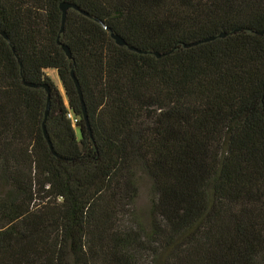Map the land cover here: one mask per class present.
<instances>
[{
    "label": "trees",
    "instance_id": "trees-1",
    "mask_svg": "<svg viewBox=\"0 0 264 264\" xmlns=\"http://www.w3.org/2000/svg\"><path fill=\"white\" fill-rule=\"evenodd\" d=\"M263 28L264 0H0V264H264Z\"/></svg>",
    "mask_w": 264,
    "mask_h": 264
},
{
    "label": "water",
    "instance_id": "water-1",
    "mask_svg": "<svg viewBox=\"0 0 264 264\" xmlns=\"http://www.w3.org/2000/svg\"><path fill=\"white\" fill-rule=\"evenodd\" d=\"M74 8V9H78V7L72 3H69V2H61L59 4V8L61 10V29L60 31L63 30V25H64V22H65V18H66V12H67V9L68 8ZM257 33L259 34H262L264 33V28L260 31H258ZM1 34L6 37L5 33L4 32H1ZM226 35V33L224 32H221L219 33L218 35H212V36H209V37H206V38H203V39H200V40H197L195 42H191V43H186L184 44V46H189V45H194V44H197V43H200V42H206V41H210V40H213L215 39L216 37H224ZM111 36L113 37V39L115 40V42L118 44V45H124L125 44V41L122 37H120L118 34H114L112 33ZM62 48L63 50L65 51L66 55L68 58L71 57V53L68 49V47L65 45V44H62ZM131 49H135L134 47H130ZM155 55L156 56H159V54L157 52H155ZM71 76L73 77L74 79V82H75V85H76V88H77V91H78V94H79V97L80 99L82 100V93L80 91V87H79V84H78V81L76 80V78L74 77V74H73V71H71ZM28 85L30 86H40V84H35V83H27ZM43 87H45L46 91L49 92L48 90V87L46 85H43ZM48 110H49V99H47V102H46V108H45V111H44V119H43V122H42V129H43V133H44V136L45 138L47 139L50 147H51V144H50V141L48 139V135H47V132H46V129H45V119L47 117V114H48ZM82 113H83V117L84 119H87V114H86V111H85V108H84V105L82 104Z\"/></svg>",
    "mask_w": 264,
    "mask_h": 264
},
{
    "label": "rangeland",
    "instance_id": "rangeland-1",
    "mask_svg": "<svg viewBox=\"0 0 264 264\" xmlns=\"http://www.w3.org/2000/svg\"><path fill=\"white\" fill-rule=\"evenodd\" d=\"M45 72L52 78L55 84L59 87L63 93L61 83L57 77L55 69H46ZM153 197L151 191V182L146 176H142L139 179L138 194L134 203V208L139 216L140 221L143 225L148 222V211L150 199Z\"/></svg>",
    "mask_w": 264,
    "mask_h": 264
},
{
    "label": "built area",
    "instance_id": "built-area-1",
    "mask_svg": "<svg viewBox=\"0 0 264 264\" xmlns=\"http://www.w3.org/2000/svg\"><path fill=\"white\" fill-rule=\"evenodd\" d=\"M67 117L71 120L73 125L78 121L77 117L73 115L71 111L67 112Z\"/></svg>",
    "mask_w": 264,
    "mask_h": 264
}]
</instances>
